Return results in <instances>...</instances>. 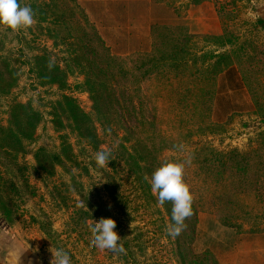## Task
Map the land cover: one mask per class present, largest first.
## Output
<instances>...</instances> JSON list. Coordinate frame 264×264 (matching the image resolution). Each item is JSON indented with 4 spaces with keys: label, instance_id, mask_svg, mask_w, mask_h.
Returning <instances> with one entry per match:
<instances>
[{
    "label": "rangeland",
    "instance_id": "obj_1",
    "mask_svg": "<svg viewBox=\"0 0 264 264\" xmlns=\"http://www.w3.org/2000/svg\"><path fill=\"white\" fill-rule=\"evenodd\" d=\"M75 1L111 52L120 57L147 52H133L138 49L132 48V40H142L144 35H148L145 30L150 20L153 27L165 25L176 33L182 31L190 34L189 47L198 56L206 53L217 55L230 50V46L219 47L215 37L236 42L237 56L234 61L242 75L246 73L250 76L249 85L237 91H225L222 76L218 77L215 87L206 81L208 93L204 101L209 107L206 114L209 129L189 138L177 148L164 150L161 159L187 158L201 146H211L222 152L237 148L243 153L251 151L254 173H262L264 0H126L127 11L121 13V9L113 7L114 19L108 23L110 26L106 30L98 25V20L90 13L94 8L93 2ZM31 2L34 0H18L21 7L30 6ZM98 10L96 7L95 11ZM125 18L137 21V31L130 33V41L122 37L118 39V31H115L119 22L123 23ZM48 26L44 22L41 28L37 26L36 20L30 27L18 30L0 26V54L11 59L19 69V84L10 93L0 94V124L7 125L8 111L15 101L30 103L42 116L33 138L24 141L25 150L19 155L18 163L26 169L23 178L17 175L16 186L13 188L15 193L22 194L15 195L12 188L7 196L0 192V218L9 217L12 225L9 231L15 233L18 249L30 255L34 264H50L51 250L55 251L56 248L68 251L72 264H179L175 255L174 237L169 234L171 224L168 216L159 204L143 195L138 181L128 170L121 169L116 177L117 196L121 197V205L110 196L106 179L91 167L89 175L77 177L78 185L72 183L71 175L61 166H56L55 174L50 177L39 169L34 154L40 148H45L50 153V157L46 158L53 160L51 155L61 144L60 133H66L58 131L52 123L50 113L57 100L63 94L71 95L78 100L83 110L92 113V101L81 86L84 76L79 72L70 70L72 73L68 76V87L64 90L56 85L38 84L32 65L36 54L47 53L63 66L70 59V49L65 44H55V39L49 36ZM123 51L132 53H120ZM212 57L207 54L205 63L213 61ZM188 59L191 62L192 57L188 56ZM144 85L142 89L147 91ZM141 99H144L143 96ZM126 102H129L127 98ZM161 104L148 105V116H151L152 108L160 109ZM70 141L75 152L80 155L79 160L85 165L90 164L95 153L85 144L79 143L73 134ZM107 147L103 145V148ZM82 148L87 152L81 153ZM0 169L7 177L6 168ZM22 185L28 188L24 189ZM251 189L248 194L250 197H241L242 200L263 207L264 176H260L258 182L254 177ZM213 204L209 203L198 214L192 249L196 253L210 251L219 264H264V218L252 223L236 220L235 226L224 225ZM89 205L100 206L101 215L99 213L100 216H97L96 210H91ZM82 212L86 214L82 215ZM100 218L116 221L115 231L123 239L122 253L99 250L92 244L91 226L95 219ZM125 245H128V249Z\"/></svg>",
    "mask_w": 264,
    "mask_h": 264
},
{
    "label": "trees",
    "instance_id": "obj_2",
    "mask_svg": "<svg viewBox=\"0 0 264 264\" xmlns=\"http://www.w3.org/2000/svg\"><path fill=\"white\" fill-rule=\"evenodd\" d=\"M30 7L37 26L46 22L55 44H65L70 49V59L65 66L47 53L33 57L38 84L56 85L64 90L68 87L69 73L77 71L84 76L81 86L92 101V113H87L71 95L63 94L57 100L50 113L52 123L58 131L66 133H60L61 144L51 155L53 160L46 158L50 153L45 148L34 154L39 169L50 177L55 174V167L61 166L71 175L72 183L78 185L77 177L89 175L91 167L106 179L110 196L121 205L116 177L121 169H126L138 181L143 195L159 204L172 224V202L159 203L151 189V175L166 161L161 159L164 150L177 148L209 129L206 116L209 107L204 101L208 93L206 81L215 87L218 77L222 76L225 91H237L249 85L250 76L242 75L234 61L236 42L215 37L219 47L230 46V50L198 56L189 47L190 34L176 33L165 25L154 26L150 51L120 57L111 52L75 0H34ZM207 54L214 59L208 64L205 63ZM188 56L192 57L191 62ZM11 61L0 54L1 95L10 93L19 84V69ZM142 84L147 91H143ZM159 102H162L160 109L152 108L148 116L147 106ZM41 120V113L30 103L15 101L10 105L7 125L0 124V167L6 168L8 174L5 177L0 169L2 195L7 196L11 188L15 195L22 194L15 193L13 188L17 175L23 178L26 169L18 163L19 155L25 150L24 141L33 138ZM72 134L94 153L108 145L112 153L105 166H97L94 157L90 164H83L70 141ZM80 152L87 150L82 148ZM169 161L184 164V180L193 196L192 215L185 219L180 234L173 235L178 262L219 264L210 251L196 253L192 249L198 214L218 200L213 205L224 225L235 226L236 220L252 223L264 218V206H255L241 198L250 197L252 179L256 177L258 182L260 176H264V164H261L262 173L256 174L251 151L243 153L232 148L222 152L211 146H201L187 158ZM25 187L28 188L22 185ZM99 207L90 206V209H95L100 216ZM5 218L11 224L9 217Z\"/></svg>",
    "mask_w": 264,
    "mask_h": 264
},
{
    "label": "clouds",
    "instance_id": "obj_3",
    "mask_svg": "<svg viewBox=\"0 0 264 264\" xmlns=\"http://www.w3.org/2000/svg\"><path fill=\"white\" fill-rule=\"evenodd\" d=\"M34 23V11L30 6L21 7L18 0H0V26L11 30L30 27ZM112 153V149L104 148L95 153V163L99 167L105 166ZM151 189L163 205L172 202L170 235H179L186 218L192 215L193 196L184 180V164L175 161H162L150 179ZM92 244L99 250L119 254L124 251L123 239L116 229V221L112 218L95 219L91 226ZM50 264H72L71 256L63 248L52 251Z\"/></svg>",
    "mask_w": 264,
    "mask_h": 264
},
{
    "label": "crops",
    "instance_id": "obj_4",
    "mask_svg": "<svg viewBox=\"0 0 264 264\" xmlns=\"http://www.w3.org/2000/svg\"><path fill=\"white\" fill-rule=\"evenodd\" d=\"M82 1V0H81ZM93 2L92 7L93 11L90 12L93 16L96 17V20L98 25L101 26V28H109L110 24L109 22H113L114 19V13H113V7L117 10H120L119 12L125 13L128 7V3L126 0H90ZM88 2V1H86ZM90 3V2H89ZM96 7L99 8L98 11L96 10ZM88 11V10H87ZM89 12V11H88ZM118 16V15H117ZM116 16V18H117ZM120 21V19H119ZM118 27L115 28V31H118L117 38L123 40L130 41V33L137 31V21L130 20V19H124L123 23L122 21L119 22L117 25ZM143 28V26H141ZM153 28L152 21L150 20L147 24V29L143 28L145 31L148 32V35H144L142 40L139 38L137 41L133 39L132 48H137V51H148L151 48V30ZM122 33H125L124 35ZM123 35V36H122ZM106 37L107 34H105ZM116 36V35H113ZM122 37V38H121ZM136 38V37H134ZM119 41H117L118 44ZM137 43V45H136ZM123 54H130L132 52L129 51H123L120 52ZM11 224L6 221L3 218H0V264H34V261L31 259L30 255L24 254L22 250L18 249L17 247V237L14 232H10L11 230Z\"/></svg>",
    "mask_w": 264,
    "mask_h": 264
}]
</instances>
